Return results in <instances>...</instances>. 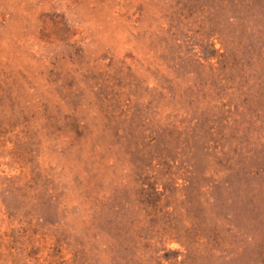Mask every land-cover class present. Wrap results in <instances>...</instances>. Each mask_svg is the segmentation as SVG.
I'll return each instance as SVG.
<instances>
[{
    "label": "rangeland",
    "instance_id": "rangeland-1",
    "mask_svg": "<svg viewBox=\"0 0 264 264\" xmlns=\"http://www.w3.org/2000/svg\"><path fill=\"white\" fill-rule=\"evenodd\" d=\"M0 264H264V0H0Z\"/></svg>",
    "mask_w": 264,
    "mask_h": 264
}]
</instances>
